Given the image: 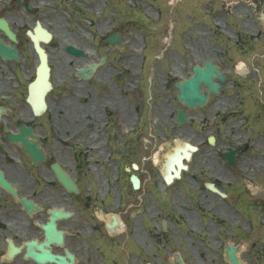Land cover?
<instances>
[{
	"label": "flooded vegetation",
	"instance_id": "flooded-vegetation-1",
	"mask_svg": "<svg viewBox=\"0 0 264 264\" xmlns=\"http://www.w3.org/2000/svg\"><path fill=\"white\" fill-rule=\"evenodd\" d=\"M226 2L231 5L225 10L234 13L242 9H232L233 4L255 2L254 17L264 9V0ZM103 10L97 0H0V264H63L50 252L65 262H71V253L72 264H97L95 255L105 253L112 240L106 224L113 211L111 202L99 197L103 187L97 181L126 183L128 196L137 192L130 182L134 173L137 193L144 191L147 176H153L148 150L156 149L160 138L174 144L178 136L186 137L195 146L172 183L177 207L193 222L203 224L210 213L217 216L215 225H264V81L254 83L261 70L256 62L250 72L245 61L231 60L248 59L250 48L254 59L262 56L264 30L254 24L256 29L231 32L233 55H215L214 63L226 80L234 73L233 93L223 94V84L219 94L193 108L178 102L176 73L180 69L181 76H188L195 64L210 59L204 41L183 51L181 60L177 48L170 53L173 61L163 56L169 73L161 63L150 72L146 60L157 54L146 51L136 15L112 16ZM114 32L120 40L110 43ZM249 37L258 44L249 45ZM35 43L47 55V88ZM42 95L44 106L38 102ZM226 99L236 103L233 110L211 108V102ZM178 109L185 119L181 124ZM19 135L42 151L37 158ZM182 151L175 147L168 165ZM50 220L62 231V243L46 239L42 225ZM188 229L210 231L207 225ZM173 241L176 248L165 254L175 259L227 264L223 255L204 252L205 239L193 233ZM247 251L250 257L252 249Z\"/></svg>",
	"mask_w": 264,
	"mask_h": 264
},
{
	"label": "rangeland",
	"instance_id": "rangeland-1",
	"mask_svg": "<svg viewBox=\"0 0 264 264\" xmlns=\"http://www.w3.org/2000/svg\"><path fill=\"white\" fill-rule=\"evenodd\" d=\"M103 1L104 0H97L99 10L101 7H105ZM108 1L110 3V7L112 8V10L106 7L105 12H103L105 14H111L113 16L125 14V13L139 14L140 17L143 18L144 21L140 22V25L142 27V31H144L147 36H150V45L153 47V51L151 55L154 52H157V47L160 44V37L162 38V35L165 34L167 30H169L167 32L169 41L166 43V46H168L169 48L174 47L176 43H179V40H181L183 36H185V38L189 37L186 43L188 44V46H184V48L178 49L179 60L184 58L183 51L192 50L191 49L192 47H194L193 48L194 50L196 48L195 45L197 42L201 43L204 41L209 51V55L212 57L214 61L217 62L215 53L221 51L217 49L218 47L221 46L223 47L221 40L219 39V36L223 34L222 30L224 26H221L223 19L227 23V26L225 28L230 30L231 28L237 30L245 29L244 26H246V28L250 30H253L256 28L254 24L260 26L258 18L254 17V13L252 12L253 7L252 6L247 7L246 5H242L240 3L239 4L237 3L235 7L232 6V9L240 7L242 9V12H239L240 10L236 11L235 13L234 11L229 12L230 16H226L225 18L223 16L225 11L223 10L224 8L228 7V2H226V0H214V1L211 0L212 2L210 1V6H211L210 17L208 16L206 17L204 14V11H206L203 8L205 5L204 0H119L117 2H115V0L114 1L108 0ZM191 3H192V7H189ZM164 29L165 32L163 31ZM192 31H193V36H191ZM257 42H259V40ZM154 46H156V50ZM253 50H254L253 48H250V52H252ZM226 51L228 52L227 57L233 55L234 51L231 48ZM260 51L264 52V48L261 49ZM170 53L171 51L164 52L163 55L165 56V60L167 59L171 60ZM231 60L236 61V59L234 58H232ZM255 62L257 67L261 68V70L258 73H256L254 79V83L257 86H259L264 81V65H263L264 59L263 57L260 58L258 56L255 59ZM173 71L175 72V69H173ZM177 73H179V69H177ZM225 87L229 88L230 82L226 83ZM229 89L233 90L231 88ZM226 90H227L226 91L227 94H231L230 90L228 89ZM217 102L213 103L211 108L215 109L216 107L215 104L218 105L220 103L219 101ZM226 102L227 100L224 101L225 104ZM233 104L232 107H234ZM219 107L222 108V106ZM182 140H185V138L183 139L179 138V141ZM164 149L165 148H163V145L161 144L155 150H153L152 155L155 156L161 153L162 156V154L164 153L163 152ZM157 181L159 182L158 178ZM112 184H113L112 182H98V188H100V186H105L106 196L113 198V208L115 211H118L116 208L117 199H118L117 189L112 188ZM147 184L148 187H151L153 183L150 180L147 182ZM123 187L124 189H121V191L125 192V188L127 187L126 183L123 184ZM158 189L160 190L163 189L162 185L158 184L157 190ZM168 190L169 191L167 193H170V195L172 196V194L174 193L173 189L169 188ZM170 195L167 194L166 197L164 193L161 194L155 193L153 199L158 202L159 206H157V204H155L156 202L154 203L151 200V196L147 192L144 195H142V193L140 194L139 192V197H141V200L143 199V205L140 202L141 208H139L138 205L136 206L133 205V202L138 201V196L130 192L126 198V200H129L130 203L126 208V212L124 211L123 213V218L125 223H127L126 219L129 217L128 218L129 226L127 228L128 229L127 233L129 234V237L127 235L124 236L125 232L122 231L116 232V234L113 237L114 239L119 236L121 237V235L124 237L119 241L113 243L110 260L108 258L110 254V247H109L108 251L105 253L107 259L103 258L101 259V261H103L105 264H124L125 260L129 255L131 257L142 260L143 255L139 252L137 248L132 247L135 246L133 243L135 242V244L139 249H141L143 252L148 251L149 254L151 255V257L149 258L148 254H146L147 255L146 261L158 262V258H160L159 256H156V258H152L153 246L151 245V239L155 237L157 238V241L163 238L164 244L167 246L166 247L167 249L169 250L174 249V247L172 246L173 237L174 235H177L178 237H185L184 235H182V230L181 229L175 230V228L172 225H176V224H174L172 221L167 222V231L165 232V234H160L159 230L155 226L163 217L168 218V215L166 214L170 213L169 205L170 206L172 205L175 211H179L176 210V203L174 201L173 203L169 201ZM121 209L122 208H120V210ZM194 221L195 222L193 223L191 219H189V217L186 215V220H185L186 225H201L199 219H195ZM209 226H213V225L210 224ZM230 226L233 229V226L235 225H230ZM175 227L180 228L178 226ZM213 230H215V228H213ZM220 233H222V235L224 234L223 235L224 239L230 237L228 238L229 240L241 244L242 247H248L249 240L264 239V225H253L252 230L250 232L246 231V225H244V228L242 227L234 228V231H231V229L226 230L221 228ZM201 236L207 240V243H209L210 246H213L214 248L218 247L219 242L213 240V235L211 232H209V234H206L204 231V233ZM136 239H138L139 241L137 242ZM260 240L259 242L257 241L259 243L258 247H260V244H262ZM165 245H162V243H158L157 247L159 246L163 247ZM201 249H203L204 252L206 250L202 244H201ZM218 249L219 252H222L221 247ZM247 252L248 251L245 249V252L242 253V256L246 255ZM262 252L264 253V249ZM258 259L259 261L257 263L254 262L253 260H251L250 262H252L253 264H264V259L262 260L261 258ZM194 262L196 264H201V262L199 261H194ZM132 263L144 264V261L140 262L138 260H135ZM98 264H102V263L99 262ZM163 264H167L165 259L163 260Z\"/></svg>",
	"mask_w": 264,
	"mask_h": 264
},
{
	"label": "water",
	"instance_id": "water-1",
	"mask_svg": "<svg viewBox=\"0 0 264 264\" xmlns=\"http://www.w3.org/2000/svg\"><path fill=\"white\" fill-rule=\"evenodd\" d=\"M43 60V59H42ZM45 61V60H44ZM195 75H193L189 80H185L182 84L179 85L180 93L178 94L179 99L187 104H191L192 100L194 101L193 104L199 103L201 104L203 102L202 96H200V90L198 88L199 82H204L206 86L213 90L217 91L218 85L213 82V76L212 72L215 71V68L210 66L209 71L202 74V70L199 68H195ZM216 72V71H215ZM217 75L219 76V79H222V75L217 72ZM188 96H191L188 98ZM174 173H177V169H173ZM169 180V178H168ZM47 231H50L51 233H54V225L52 224H46L44 226ZM60 236V234H59ZM226 258L231 262V264H243L241 263L238 258L235 256V248H233L230 244H227L226 246ZM183 264V263H180Z\"/></svg>",
	"mask_w": 264,
	"mask_h": 264
},
{
	"label": "bare ground",
	"instance_id": "bare-ground-1",
	"mask_svg": "<svg viewBox=\"0 0 264 264\" xmlns=\"http://www.w3.org/2000/svg\"><path fill=\"white\" fill-rule=\"evenodd\" d=\"M162 173H163V169H162Z\"/></svg>",
	"mask_w": 264,
	"mask_h": 264
}]
</instances>
